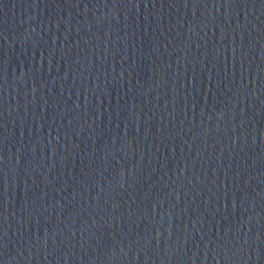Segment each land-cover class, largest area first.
Wrapping results in <instances>:
<instances>
[{
    "label": "water",
    "instance_id": "95a60500",
    "mask_svg": "<svg viewBox=\"0 0 264 264\" xmlns=\"http://www.w3.org/2000/svg\"><path fill=\"white\" fill-rule=\"evenodd\" d=\"M0 264H264V0H0Z\"/></svg>",
    "mask_w": 264,
    "mask_h": 264
}]
</instances>
